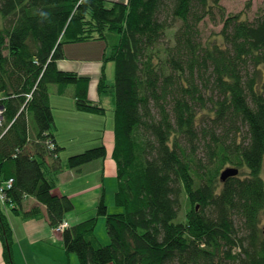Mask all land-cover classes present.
Wrapping results in <instances>:
<instances>
[{
    "label": "trees",
    "instance_id": "trees-1",
    "mask_svg": "<svg viewBox=\"0 0 264 264\" xmlns=\"http://www.w3.org/2000/svg\"><path fill=\"white\" fill-rule=\"evenodd\" d=\"M221 2L0 0V177L13 180L12 212L41 217L39 206L24 211L34 198L53 230L76 209L53 194L61 173L82 174L107 156L101 144L63 163L50 87L62 96L73 86L79 112L106 109L89 100V77L58 63L65 45L118 36L104 54L115 83L103 76L98 91L114 100L123 211L109 214L103 192L96 217L61 233L79 264H264V13L248 22ZM215 12L221 39L203 43L200 26ZM227 169L239 174L222 182ZM5 211L0 205V239L5 263L15 264ZM100 217L107 246L95 235Z\"/></svg>",
    "mask_w": 264,
    "mask_h": 264
},
{
    "label": "rangeland",
    "instance_id": "rangeland-1",
    "mask_svg": "<svg viewBox=\"0 0 264 264\" xmlns=\"http://www.w3.org/2000/svg\"><path fill=\"white\" fill-rule=\"evenodd\" d=\"M108 1L126 2V0ZM221 5L225 9L227 16L239 14L242 19L248 22H253L259 15L264 13V0H222ZM200 28L203 43L212 42L214 40L219 41V39H221L219 36L223 29L222 16L220 13L215 12L214 18L212 20L206 19L204 23L201 24ZM174 32L175 29L167 32L168 38L172 41ZM117 38L118 36L113 34L109 35L107 40H91L65 45L68 50L72 49L68 57H72L79 62H84L81 63L83 65H80L79 63L76 67L82 70V74L79 75L90 78L88 90L89 100L99 102L102 107L106 109V113L104 115H100V117L96 116L95 118L97 121L76 119L69 122H60V130L62 131L61 140L64 141L63 143H65L66 148L62 154V161L64 164H66L67 160L71 156L81 154L101 144H103L107 149V156L105 158L107 164L103 182L101 179H98L97 182H95L92 178L90 180L91 183L86 184L87 179H84V177L80 178L78 183L68 184L65 188L59 187V191L66 189L70 190L69 193H74L79 184L85 186V188H87L89 184L92 186L100 184L102 195L103 192L105 193V201L109 214L121 213L123 211L122 208H118L115 203V194L117 191V167L112 156L114 147V100L112 96L100 95L98 85L103 76H105V80L108 85H114L115 83V63L105 61L104 54L107 49H110L108 45L112 46L116 43ZM108 50L107 52H109ZM56 89V85H52L50 87L51 97L59 99L60 97H58L55 93ZM73 92L74 87L69 86L67 90L68 97L66 98L69 99ZM56 115H58L57 110ZM109 146H111V148H107ZM55 191L56 190L53 191V194ZM72 201L75 204L76 209L69 216H73L76 219L75 221H77V224L96 217V210L94 207H88L89 209L86 210V206L83 208L80 206L81 204H85L84 198ZM182 211L186 212V206H183ZM95 235L100 245L107 246L110 244L105 218L100 217L97 219ZM70 256L71 261L69 264H79L78 258L75 254H71Z\"/></svg>",
    "mask_w": 264,
    "mask_h": 264
},
{
    "label": "crops",
    "instance_id": "crops-1",
    "mask_svg": "<svg viewBox=\"0 0 264 264\" xmlns=\"http://www.w3.org/2000/svg\"><path fill=\"white\" fill-rule=\"evenodd\" d=\"M72 49L64 47L65 59L58 63L60 70L68 72H76L77 74H82V70L78 69L76 65H83L78 60L68 57ZM56 95L57 89H56ZM58 98H52L50 96V105L53 110L55 124H56V139L65 148L64 141L61 140V130L60 122H69L71 120L82 119L86 121H97L96 116L88 113L79 112L76 110L75 99L68 94L58 95ZM94 102V101H93ZM99 103V102H95ZM56 110L58 115H56ZM111 148V146L107 147ZM114 148V147H113ZM66 148L64 149V151ZM63 151V152H64ZM107 162L96 161L88 164L82 168V174H78L73 170H65L59 176L58 184L56 187L55 195L63 196L67 195L72 200H79V198L85 199V204H81L82 208L86 206L94 207L96 210L97 204L102 196L101 186L97 184L95 186L88 185L87 188L79 184L78 188L75 189L74 193H69L70 190L64 189L59 191V187L65 188L68 184L78 183L80 178L87 179L86 184L91 183V179L97 182L98 179L105 178V168ZM69 182V183H68ZM72 188V187H71ZM89 203V204H88ZM39 206L41 209V217L37 219H26L22 212H12L8 209L7 215L14 232V245H13V257L15 264H69L71 261V256L67 255L63 248V242L61 233L56 232L49 226L47 211L44 206L38 204L34 198H27L24 201L23 208L24 211H30L33 207ZM77 211V210H76ZM94 212V210L92 209ZM72 214V213H71ZM70 214V215H71ZM73 216H68L67 222L69 225L73 226L77 224V221ZM0 264H6L4 260V249L3 244L0 239Z\"/></svg>",
    "mask_w": 264,
    "mask_h": 264
},
{
    "label": "built area",
    "instance_id": "built-area-1",
    "mask_svg": "<svg viewBox=\"0 0 264 264\" xmlns=\"http://www.w3.org/2000/svg\"><path fill=\"white\" fill-rule=\"evenodd\" d=\"M2 98L3 97L0 95V103L2 102ZM3 114H4V108L0 104V126L3 124V121H4ZM12 185H13L12 179L5 181L0 177V205L6 211L12 207L7 204V195H6L7 191L11 189ZM68 227H69V224L67 222H64L59 227H57L55 231L58 233H62Z\"/></svg>",
    "mask_w": 264,
    "mask_h": 264
},
{
    "label": "water",
    "instance_id": "water-1",
    "mask_svg": "<svg viewBox=\"0 0 264 264\" xmlns=\"http://www.w3.org/2000/svg\"><path fill=\"white\" fill-rule=\"evenodd\" d=\"M239 171L237 169H227L221 174V181L226 182L229 178L238 176Z\"/></svg>",
    "mask_w": 264,
    "mask_h": 264
}]
</instances>
